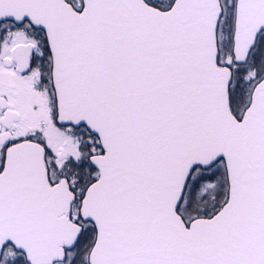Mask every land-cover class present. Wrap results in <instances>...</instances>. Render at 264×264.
<instances>
[{"label":"snow or ice","instance_id":"1","mask_svg":"<svg viewBox=\"0 0 264 264\" xmlns=\"http://www.w3.org/2000/svg\"><path fill=\"white\" fill-rule=\"evenodd\" d=\"M0 264H264V0H0Z\"/></svg>","mask_w":264,"mask_h":264}]
</instances>
